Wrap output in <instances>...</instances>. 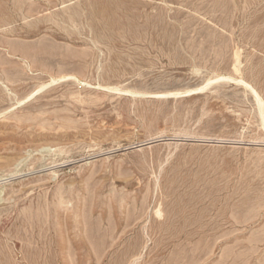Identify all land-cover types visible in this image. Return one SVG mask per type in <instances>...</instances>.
Listing matches in <instances>:
<instances>
[{
  "label": "rangeland",
  "instance_id": "374dc122",
  "mask_svg": "<svg viewBox=\"0 0 264 264\" xmlns=\"http://www.w3.org/2000/svg\"><path fill=\"white\" fill-rule=\"evenodd\" d=\"M238 81L264 0H0V264H264Z\"/></svg>",
  "mask_w": 264,
  "mask_h": 264
},
{
  "label": "bare ground",
  "instance_id": "6f19581e",
  "mask_svg": "<svg viewBox=\"0 0 264 264\" xmlns=\"http://www.w3.org/2000/svg\"><path fill=\"white\" fill-rule=\"evenodd\" d=\"M236 51V50H235ZM234 55H235V53H234ZM238 57V56H237ZM235 58H236V55H235ZM236 60H237V58H236ZM236 63H237V61H236ZM237 65H238V63L236 64V67H237ZM235 67V68H236ZM240 67V66H239ZM231 79L230 78H226V77H218V78H216V79H214V80H211V81H209V83H208V85L211 83V82H216V81H230ZM240 84H242L244 87H246L247 89H250L251 91H252V93L254 94L253 96H255L256 97V99H257V103H258V105L257 106H259V113H260V115H261V119H262V123H263V126H264V104L262 103V101L258 98V94H256L255 92H254V90L252 89V88H250V86L249 85H247L246 83H244V82H242V81H238ZM198 91H200V90H202V89H197ZM169 96H176V93L175 94H173V93H170V94H168V97ZM178 96V95H177ZM39 241V240H38ZM32 242V241H31ZM35 242V241H34ZM38 243V242H37ZM43 253V252H42ZM47 257V255H45V258H43L42 259V261H41V263H37V264H47V261H46V258ZM35 262V261H34ZM39 262V261H38ZM36 263V262H35ZM35 263H30V264H35Z\"/></svg>",
  "mask_w": 264,
  "mask_h": 264
}]
</instances>
